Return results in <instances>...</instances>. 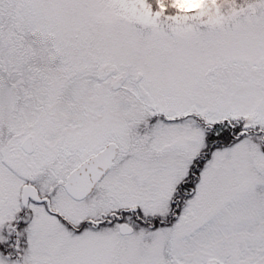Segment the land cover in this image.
Returning a JSON list of instances; mask_svg holds the SVG:
<instances>
[{
    "label": "snow or ice",
    "instance_id": "obj_1",
    "mask_svg": "<svg viewBox=\"0 0 264 264\" xmlns=\"http://www.w3.org/2000/svg\"><path fill=\"white\" fill-rule=\"evenodd\" d=\"M0 264H264V0H0Z\"/></svg>",
    "mask_w": 264,
    "mask_h": 264
}]
</instances>
